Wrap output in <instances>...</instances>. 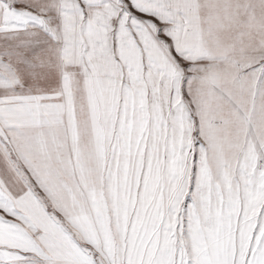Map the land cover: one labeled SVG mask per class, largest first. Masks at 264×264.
<instances>
[{
	"label": "snow or ice",
	"instance_id": "snow-or-ice-1",
	"mask_svg": "<svg viewBox=\"0 0 264 264\" xmlns=\"http://www.w3.org/2000/svg\"><path fill=\"white\" fill-rule=\"evenodd\" d=\"M0 264H264V0H0Z\"/></svg>",
	"mask_w": 264,
	"mask_h": 264
}]
</instances>
